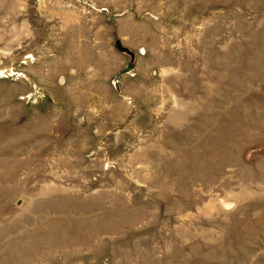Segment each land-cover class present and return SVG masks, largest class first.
Segmentation results:
<instances>
[{
  "label": "rangeland",
  "instance_id": "rangeland-1",
  "mask_svg": "<svg viewBox=\"0 0 264 264\" xmlns=\"http://www.w3.org/2000/svg\"><path fill=\"white\" fill-rule=\"evenodd\" d=\"M0 264H264V0H0Z\"/></svg>",
  "mask_w": 264,
  "mask_h": 264
},
{
  "label": "water",
  "instance_id": "water-1",
  "mask_svg": "<svg viewBox=\"0 0 264 264\" xmlns=\"http://www.w3.org/2000/svg\"><path fill=\"white\" fill-rule=\"evenodd\" d=\"M115 45H116V47H117L119 50L129 53V54L133 57V52L130 51L127 47L121 45V44H120V41H119L118 39L115 40ZM132 64H133V63H128V65H127L122 71H120L119 73H122V72H124V71L129 70V69L132 67Z\"/></svg>",
  "mask_w": 264,
  "mask_h": 264
},
{
  "label": "bare ground",
  "instance_id": "bare-ground-1",
  "mask_svg": "<svg viewBox=\"0 0 264 264\" xmlns=\"http://www.w3.org/2000/svg\"><path fill=\"white\" fill-rule=\"evenodd\" d=\"M10 70H11V68H10ZM12 71H13V70H12ZM12 71H11V72H12Z\"/></svg>",
  "mask_w": 264,
  "mask_h": 264
}]
</instances>
